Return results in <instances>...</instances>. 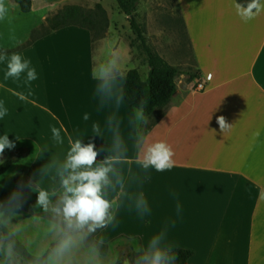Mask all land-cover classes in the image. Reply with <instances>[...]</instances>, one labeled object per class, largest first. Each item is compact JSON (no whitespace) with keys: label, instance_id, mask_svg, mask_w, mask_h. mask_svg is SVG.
<instances>
[{"label":"crops","instance_id":"1","mask_svg":"<svg viewBox=\"0 0 264 264\" xmlns=\"http://www.w3.org/2000/svg\"><path fill=\"white\" fill-rule=\"evenodd\" d=\"M177 1L193 57L186 65L196 71L189 67L183 71L191 73L177 76L176 93L163 111L151 115L150 123L159 120L145 134L172 146L174 167L145 172L136 162L129 122L133 107L123 93L128 71L140 72L141 64L133 61L132 47L121 31L115 25L98 26L102 32L94 40L90 25H70L26 45L32 32L67 4L82 7L86 14L102 9L109 15L119 14V5L109 7L110 0H32V10L23 12L14 0H5L9 12L0 21V51L31 60L37 79L26 82V73L19 80L5 79L6 61L0 62V101L8 109L0 119V136L7 134L15 143L0 156V164L12 151L26 150L0 176V199L17 187L18 174L21 181L32 177L42 187L59 190L56 169L70 142H94L99 162L110 154L115 133L129 148L128 159L115 166L121 181L112 176L113 188L108 190L116 201L117 223L93 237L108 246L107 256L120 255L122 238L143 247L151 236L165 231L174 250L193 252L187 264H264V10L245 21L237 14V0ZM18 39L23 42L17 45ZM114 50L125 56L120 62L124 76L119 108L117 96L101 100L92 75L94 67L113 58ZM143 67L140 75L146 80L150 68ZM219 116L226 118L230 130L221 131ZM93 125L99 126V133ZM52 127L61 129L63 143L53 139ZM25 191L22 211L27 218L36 193ZM139 192L150 208L143 218L134 207ZM191 230L196 232L191 235Z\"/></svg>","mask_w":264,"mask_h":264},{"label":"clouds","instance_id":"2","mask_svg":"<svg viewBox=\"0 0 264 264\" xmlns=\"http://www.w3.org/2000/svg\"><path fill=\"white\" fill-rule=\"evenodd\" d=\"M235 8L237 14L247 21L264 10V4L260 0H250L246 6L236 3ZM8 12L5 0H0V21L6 19ZM22 42L18 39L15 44ZM124 59V55L114 50L112 59L94 67L92 71L97 81V95L102 101L117 96V108L121 103L118 96L119 81L124 76L120 62ZM4 61L5 79L19 80L25 73L26 82L37 79L31 60L21 54L14 52L9 56L6 51H0V62ZM20 98L25 97L21 95ZM148 103L141 99L132 108L129 121L135 132L132 146L137 153L136 162L145 172L150 168L162 172L174 167L175 153L166 140H150L141 130L149 124L145 111ZM7 113L4 102L0 101V119ZM84 119L87 120L88 116L85 115ZM217 123L223 133L232 127L224 116L217 117ZM107 126L111 130V118ZM93 130L100 132L98 125H93ZM51 132L54 140L63 143L61 129L52 127ZM82 140L70 142L63 161L56 169L59 190L42 187L30 177L27 182L21 181L7 198L0 199V264H117L119 261L118 254L102 256L97 241L90 240V237L98 229L117 223L113 210L116 201L109 198L108 190L113 188L112 176H116L117 183L121 181L115 166L128 159L129 148L123 138L117 139L114 133L110 154L97 162L100 152L96 150L95 143L90 141L85 144ZM14 148L15 143L7 134L0 136V156L6 149ZM25 190L36 193L34 210L27 218L23 217L22 211L28 198ZM134 207L141 218L150 214L143 192L135 195ZM180 210L177 204V214ZM136 252L134 259L129 261L126 258L123 264H177L178 260L176 251L166 240L165 231L151 236L143 247H137Z\"/></svg>","mask_w":264,"mask_h":264},{"label":"trees","instance_id":"3","mask_svg":"<svg viewBox=\"0 0 264 264\" xmlns=\"http://www.w3.org/2000/svg\"><path fill=\"white\" fill-rule=\"evenodd\" d=\"M21 8L23 12H30L32 10V0H14ZM120 10L129 17L130 25L133 31L137 34L138 39L141 41V46L144 49L147 56V64L150 68L148 78L143 80L141 78L138 69H131L126 75V82L123 88V93L126 101L132 106H136L141 99L147 100L148 106L145 109L146 114L150 118L151 115L157 111L163 109L168 105L173 95L177 90L176 78L184 73H191L183 71L180 68L168 64L164 58L154 49V47L148 42V38L145 34V29L139 23L138 5L140 0H116ZM238 3L245 6L250 3V0H237ZM100 7L101 5L98 4ZM88 14L84 13L82 7L73 4H67L59 11L52 13L47 17L45 22L36 28L32 34L30 40L26 45L32 44L38 37L46 35L49 32L60 29L62 27L70 25H79L82 27L94 28V40L100 36L98 26L93 25L92 19L88 18ZM51 28V29H49ZM163 113V112H162ZM163 115V114H162ZM159 120L147 125V128L141 129L144 134ZM25 149H17L12 151L11 156L0 164V176L8 171L11 165L22 158L25 154ZM21 175L18 174L16 181L19 184ZM43 216V213L40 214ZM100 251L105 255L108 251L106 244L98 242ZM122 250V249H121ZM120 250V259L117 264H123L126 259V255ZM178 260L177 264H187L188 259L193 255V252L188 249H175ZM135 256L137 253L134 254Z\"/></svg>","mask_w":264,"mask_h":264},{"label":"rangeland","instance_id":"4","mask_svg":"<svg viewBox=\"0 0 264 264\" xmlns=\"http://www.w3.org/2000/svg\"><path fill=\"white\" fill-rule=\"evenodd\" d=\"M109 7L117 9V1L110 0ZM90 12V11H89ZM119 14L109 15L102 9H91L88 18L92 19L93 25L106 28L116 26L123 40L127 41L132 47L133 61L140 65V73L144 74V66H147V56L141 46V41L130 25V19L122 11ZM139 23L145 29L148 42L154 45V49L164 58L170 65H176L181 70H188L192 67L193 72L196 68L187 66L186 62L190 60L193 63L192 50L186 35L184 20L180 14L177 0H140L138 5ZM116 16V17H114ZM114 17V19H113ZM114 20V21H113ZM114 23H113V22ZM51 29V28H49ZM101 33L100 29L96 30ZM130 47V48H131ZM149 67V66H148ZM11 192V190H7ZM99 230V229H98ZM97 230V231H98ZM90 237V240H93ZM123 253L126 258L131 261L135 258L138 242L134 239H121ZM108 251L105 255L107 256Z\"/></svg>","mask_w":264,"mask_h":264},{"label":"bare ground","instance_id":"5","mask_svg":"<svg viewBox=\"0 0 264 264\" xmlns=\"http://www.w3.org/2000/svg\"><path fill=\"white\" fill-rule=\"evenodd\" d=\"M195 232H196V231H192V230H191V232H190V233H191V235H192V234H193V233H195Z\"/></svg>","mask_w":264,"mask_h":264},{"label":"built area","instance_id":"6","mask_svg":"<svg viewBox=\"0 0 264 264\" xmlns=\"http://www.w3.org/2000/svg\"><path fill=\"white\" fill-rule=\"evenodd\" d=\"M202 87V85H200Z\"/></svg>","mask_w":264,"mask_h":264}]
</instances>
